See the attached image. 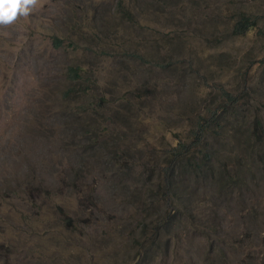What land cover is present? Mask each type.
<instances>
[{
  "label": "rangeland",
  "instance_id": "374dc122",
  "mask_svg": "<svg viewBox=\"0 0 264 264\" xmlns=\"http://www.w3.org/2000/svg\"><path fill=\"white\" fill-rule=\"evenodd\" d=\"M0 264H264V0L0 24Z\"/></svg>",
  "mask_w": 264,
  "mask_h": 264
},
{
  "label": "clouds",
  "instance_id": "9594fccd",
  "mask_svg": "<svg viewBox=\"0 0 264 264\" xmlns=\"http://www.w3.org/2000/svg\"><path fill=\"white\" fill-rule=\"evenodd\" d=\"M35 0H0V24H10L17 15H27Z\"/></svg>",
  "mask_w": 264,
  "mask_h": 264
},
{
  "label": "trees",
  "instance_id": "16d2710c",
  "mask_svg": "<svg viewBox=\"0 0 264 264\" xmlns=\"http://www.w3.org/2000/svg\"><path fill=\"white\" fill-rule=\"evenodd\" d=\"M255 19H252V18H250V17H248V16H243V17H241L238 21H236V23L234 24V28H233V33L234 34H238V35H242V34H244L245 32H247V31H249L251 28H253L254 26H255ZM75 68H73V70H74ZM200 128V127H199ZM202 134V135H201ZM202 137V138H201ZM203 137H204V129H201V132H200V134H199V138H198V140H197V143L199 142V141H202V139H203ZM196 143V144H197ZM187 145H185L184 146V151H186L187 150V147H186ZM183 147V146H182ZM181 147V148H182ZM184 151H181V154L184 152ZM203 152V154H202V157H203V163L202 164H204V159H206L207 158V155L205 154V152L204 151H202ZM187 160H188V158H187ZM195 164H198V163H195Z\"/></svg>",
  "mask_w": 264,
  "mask_h": 264
}]
</instances>
